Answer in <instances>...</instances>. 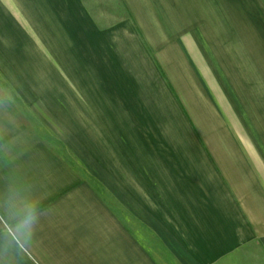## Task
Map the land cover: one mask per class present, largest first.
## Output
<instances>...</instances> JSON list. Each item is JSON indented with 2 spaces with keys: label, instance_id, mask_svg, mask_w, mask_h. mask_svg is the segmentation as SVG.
<instances>
[{
  "label": "crops",
  "instance_id": "1",
  "mask_svg": "<svg viewBox=\"0 0 264 264\" xmlns=\"http://www.w3.org/2000/svg\"><path fill=\"white\" fill-rule=\"evenodd\" d=\"M23 19L83 31L87 103L16 84ZM225 45L264 48V0H0V264H264V148L202 49Z\"/></svg>",
  "mask_w": 264,
  "mask_h": 264
},
{
  "label": "rangeland",
  "instance_id": "2",
  "mask_svg": "<svg viewBox=\"0 0 264 264\" xmlns=\"http://www.w3.org/2000/svg\"><path fill=\"white\" fill-rule=\"evenodd\" d=\"M20 17L24 18L23 14ZM22 21L26 22L25 19ZM26 26H31L27 35L23 31L16 34L17 44H20L16 46V53H25V57H30L31 62H26V77H17L16 84L32 87V93L27 96L33 102H52L58 98V101L65 103L64 107H71L77 102L87 103L91 91L89 89L97 84V79L90 81L86 76V63L77 60L86 59V47L81 49V45L77 46L72 42V33L82 35L83 31L60 30L54 28L55 24L40 25L34 19L30 24L26 22ZM202 49L219 76V83L225 95V112L235 119L236 128L246 140H253L259 149H263V46L225 45L206 46ZM20 62H17V75H20L19 70L22 68V61ZM40 86L58 94L39 95L37 92Z\"/></svg>",
  "mask_w": 264,
  "mask_h": 264
}]
</instances>
